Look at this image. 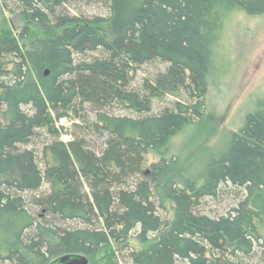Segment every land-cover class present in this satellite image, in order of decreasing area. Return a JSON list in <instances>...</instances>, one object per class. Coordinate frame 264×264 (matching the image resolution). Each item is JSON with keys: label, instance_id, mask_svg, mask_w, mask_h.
<instances>
[{"label": "trees", "instance_id": "obj_1", "mask_svg": "<svg viewBox=\"0 0 264 264\" xmlns=\"http://www.w3.org/2000/svg\"><path fill=\"white\" fill-rule=\"evenodd\" d=\"M95 1L0 0L22 25L0 35V264L91 258L132 239L148 247L130 251L128 264H264L246 261L264 232V101L200 183L164 187L171 221L161 194L171 140L205 113L226 20L264 15V0H101L110 18L72 12ZM155 63L168 68L133 88L140 68ZM179 96L186 101L151 115L154 100ZM115 106L138 116H114ZM87 107L94 121L79 115ZM70 114L83 126L64 143L56 125ZM41 131L52 141L40 153ZM150 151L162 161L144 173ZM227 186L244 197L226 215L203 214L202 202ZM112 264H122L117 255Z\"/></svg>", "mask_w": 264, "mask_h": 264}, {"label": "rangeland", "instance_id": "obj_2", "mask_svg": "<svg viewBox=\"0 0 264 264\" xmlns=\"http://www.w3.org/2000/svg\"><path fill=\"white\" fill-rule=\"evenodd\" d=\"M72 12L86 18H110L109 5L101 0L92 3L77 4ZM22 25L14 14L1 12L0 5V35L11 31L18 35ZM101 57V53H90L77 60H92ZM168 68L162 63L145 65L136 73L133 88L140 89L145 80H153L158 74ZM208 92L206 95V110L202 119L182 131L170 142L169 151L164 159L169 166V174L164 177L161 194L166 205V219L173 218V204L166 200L164 187L175 184L182 187L188 181L201 182L211 158L223 153L234 133L239 132L246 118L253 113L259 103L264 101V15L250 16L242 11H236L226 20L215 48L214 60L208 75ZM178 101H186L185 96L165 97L153 101L151 115L160 114L166 109H173ZM109 112L117 117H137L134 112L115 106ZM83 117L94 121L95 114L89 107L80 110ZM78 125V126H76ZM83 126L75 114L57 122L61 133V141L69 143L76 127ZM92 137V138H91ZM88 140L92 145H100L99 139L90 135ZM52 141L46 131L39 132L34 140L35 149L40 153L45 144ZM162 161L155 152L145 155L143 171L147 173L152 165ZM50 186L45 184L43 192H49ZM217 200L207 199L200 205V211L211 217L228 214L243 198L244 192L232 186L222 187ZM237 194V195H236ZM72 226V225H71ZM262 241L255 244L252 260L257 263L264 261V232L261 230ZM128 249L113 244L95 256L88 259V264H112L115 255L122 264L132 250H142L148 245H140L131 240ZM123 249V250H122ZM37 264V261H34Z\"/></svg>", "mask_w": 264, "mask_h": 264}, {"label": "water", "instance_id": "obj_3", "mask_svg": "<svg viewBox=\"0 0 264 264\" xmlns=\"http://www.w3.org/2000/svg\"><path fill=\"white\" fill-rule=\"evenodd\" d=\"M49 72L46 73L48 75ZM51 264H88V259L83 256H65Z\"/></svg>", "mask_w": 264, "mask_h": 264}]
</instances>
